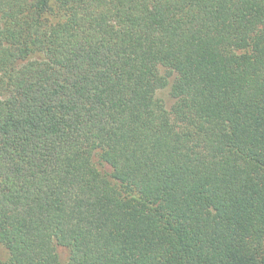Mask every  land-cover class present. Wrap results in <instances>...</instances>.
Segmentation results:
<instances>
[{
  "label": "trees",
  "instance_id": "16d2710c",
  "mask_svg": "<svg viewBox=\"0 0 264 264\" xmlns=\"http://www.w3.org/2000/svg\"><path fill=\"white\" fill-rule=\"evenodd\" d=\"M0 264H264V0H0Z\"/></svg>",
  "mask_w": 264,
  "mask_h": 264
},
{
  "label": "rangeland",
  "instance_id": "374dc122",
  "mask_svg": "<svg viewBox=\"0 0 264 264\" xmlns=\"http://www.w3.org/2000/svg\"><path fill=\"white\" fill-rule=\"evenodd\" d=\"M162 73L164 75L167 74V71L165 69H162ZM173 78H171V83L173 82ZM157 98L162 100L166 106V108L170 111L172 110V107L174 106L175 104V99L171 96V91H170V86L165 88V89H161L158 91L157 93ZM58 253H59V256L62 260H67L68 259V255H69V252L67 249L65 248H62V247H58L57 249ZM3 254V251L1 252ZM3 257L5 258V256L3 255Z\"/></svg>",
  "mask_w": 264,
  "mask_h": 264
}]
</instances>
